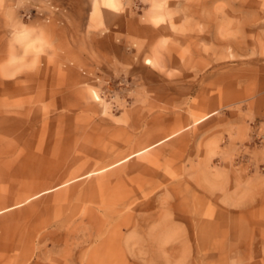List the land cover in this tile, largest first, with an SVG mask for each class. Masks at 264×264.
Here are the masks:
<instances>
[{
    "label": "rangeland",
    "instance_id": "374dc122",
    "mask_svg": "<svg viewBox=\"0 0 264 264\" xmlns=\"http://www.w3.org/2000/svg\"><path fill=\"white\" fill-rule=\"evenodd\" d=\"M0 264H264V0H0Z\"/></svg>",
    "mask_w": 264,
    "mask_h": 264
}]
</instances>
